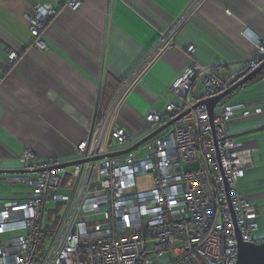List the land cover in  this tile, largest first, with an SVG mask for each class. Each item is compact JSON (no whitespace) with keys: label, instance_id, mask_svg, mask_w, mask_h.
I'll list each match as a JSON object with an SVG mask.
<instances>
[{"label":"built area","instance_id":"obj_1","mask_svg":"<svg viewBox=\"0 0 264 264\" xmlns=\"http://www.w3.org/2000/svg\"><path fill=\"white\" fill-rule=\"evenodd\" d=\"M205 1L188 5L132 79L115 92L100 116L98 140L109 133L114 144H129L130 135L115 114L145 70L175 47L174 36ZM68 6L77 9L80 2ZM56 13L54 7L37 5L29 16L41 52L46 51L41 35ZM253 43L256 56L227 78L215 66H187L171 85L181 104L170 103L165 114L145 117L155 130L172 125L133 153L102 157L99 141L91 145L86 139L75 147L83 162L68 172L58 160L23 152L27 173L9 182H25L31 193L0 209V264H165L163 254L169 257L166 264H237L240 243H263L254 236L258 209L238 190L254 149L242 147L229 130L238 118L264 115V106L229 102L235 88L259 69L264 83V44L260 37ZM194 49L188 46L186 52ZM19 59V52H8L9 67ZM221 95L226 96L211 115L206 102ZM54 203L60 207L47 211Z\"/></svg>","mask_w":264,"mask_h":264},{"label":"crops","instance_id":"obj_2","mask_svg":"<svg viewBox=\"0 0 264 264\" xmlns=\"http://www.w3.org/2000/svg\"><path fill=\"white\" fill-rule=\"evenodd\" d=\"M70 1L80 6L73 9ZM192 1L0 0V169L23 170L20 156L26 150L44 161H78L75 147L86 139L91 145L99 141L104 157L128 150L156 131L145 123L148 113L165 114L168 104H181L171 85L192 62L215 66L222 78L243 70L257 54L253 39L260 37L264 44V0H206L174 36V49L145 70L115 114L130 139H136L133 146L108 150L106 139L109 148L114 144L109 133L98 140L100 116L112 93L148 58ZM37 5L57 9L41 35L44 52L30 33L29 16ZM188 46H194L192 54L186 52ZM11 50L20 53L14 67L8 66ZM244 89L249 91L237 97ZM229 102L264 106L260 73ZM232 123L240 125L235 132ZM232 123L230 134L237 135L260 128L264 115ZM242 137L247 139L235 140L254 151L238 190L258 209L264 234V130ZM14 176L5 177V183L14 185L9 182ZM19 195L17 199L23 197Z\"/></svg>","mask_w":264,"mask_h":264},{"label":"water","instance_id":"obj_3","mask_svg":"<svg viewBox=\"0 0 264 264\" xmlns=\"http://www.w3.org/2000/svg\"><path fill=\"white\" fill-rule=\"evenodd\" d=\"M261 69H259L257 72H255L252 76H250L245 82L241 83L239 86H237L235 89L239 88L243 89L249 82H251L253 80V78L257 75V73L260 71ZM235 89L230 90L227 94H231ZM226 94V95H227ZM226 95L220 96L218 98L215 99H210L208 100L207 106L209 108L210 114L212 115L214 112V108L217 104V102L219 100H221L222 98H224ZM234 94H232L231 96H233ZM173 122H169L165 127L158 129L154 132H152L151 134L145 136L144 138L140 139L135 145L134 147L122 151V152H117V153H113V154H109L106 157H113V156H117V155H122L128 152H131L132 150H134L135 148H137L138 146L144 144L145 142L149 141L150 139H152L153 137H155L158 133H160L163 129H165L166 127L172 125ZM264 130V125H262L260 128L255 129V130H251L248 132H244L241 134H237V135H231V137L233 139L245 136V135H249L255 132H260ZM83 161H74V162H69V163H62L60 164V168L63 167H67L70 165H77L82 163ZM27 172H25L24 170H2L0 169V176L4 175V176H11V175H23ZM237 264H264V242L257 244V243H240V250H239V257H238V261Z\"/></svg>","mask_w":264,"mask_h":264},{"label":"rangeland","instance_id":"obj_4","mask_svg":"<svg viewBox=\"0 0 264 264\" xmlns=\"http://www.w3.org/2000/svg\"><path fill=\"white\" fill-rule=\"evenodd\" d=\"M248 91H249V89L241 90L238 93L237 97L238 96H242L243 94H245ZM239 126L240 125H238V124H233L232 123L231 124V132H235L234 129L237 128V127H239ZM246 137H240V138H237V140L247 139ZM135 141H136V139H130L129 140V144H126L124 146H120V145H117V144H113V146L111 148H109V146H108V138H107L104 146L108 150L111 149V151H114V150H118V149L123 148V147L126 148L130 144H133ZM5 177L8 178V176H4V175H1L0 176V209L3 208L4 204L10 203L9 200L16 198V196L18 197V194H20L19 196L25 197V196H27L28 194L31 193L30 187L27 186L25 182H20V184L11 185V184L5 183L6 180H4V179H7ZM48 207L51 208L52 206H48ZM261 234L264 236L263 232L261 230H259L257 233L254 234V236L255 237H259V238H263V237H261L262 236ZM160 260L166 264V263L169 262V257L167 256V254H163L160 257Z\"/></svg>","mask_w":264,"mask_h":264},{"label":"bare ground","instance_id":"obj_5","mask_svg":"<svg viewBox=\"0 0 264 264\" xmlns=\"http://www.w3.org/2000/svg\"><path fill=\"white\" fill-rule=\"evenodd\" d=\"M167 32H168V31H167ZM167 32H165V33H167ZM165 33H163L162 36H163ZM161 38H162V37H161ZM160 40H161V39H160ZM173 49H174V48H173ZM171 50H172V49H171ZM150 53H151V52H150ZM148 56H149V55H148ZM142 63H143V62H142ZM140 66H141V65H140ZM138 68H139V67H138ZM240 71H242V70H240ZM240 71H239V72H240ZM135 72H136V71H135ZM135 72H134V74H135ZM237 73H238V72H237ZM134 74H133L132 76H130L125 82H123V83H122V86H123V84H125L126 82H128L130 79H132V77L134 76ZM232 74H236V73H232ZM119 87H120V86H119ZM119 87H118L116 90H118ZM221 96H223V95H221ZM218 97H220V96H218ZM218 97H216V98H218ZM112 99H113V97L109 100L107 107H108L109 104L111 103ZM222 99H223V98H222ZM121 105H122V104H121ZM121 105H120V107H121ZM107 107H106V109H107ZM106 109H105V110H106ZM119 109H120V108H119ZM105 110H104V111H105ZM118 111H119V110H118ZM164 127H165V126H164ZM166 128H167V127H166ZM166 128H165V129H166ZM163 130H164V129H163ZM163 130H162V131H163ZM162 131H161V132H162ZM161 132H160V133H161ZM160 133H158L157 135H159ZM157 135H156V136H157ZM156 136H155V137H156ZM153 138H154V137H153ZM153 138H152V139H153ZM150 140H151V139H150ZM26 151H30V150H26ZM30 152H31V151H30ZM102 157H104V156H102ZM63 168H66V167H63Z\"/></svg>","mask_w":264,"mask_h":264},{"label":"trees","instance_id":"obj_6","mask_svg":"<svg viewBox=\"0 0 264 264\" xmlns=\"http://www.w3.org/2000/svg\"><path fill=\"white\" fill-rule=\"evenodd\" d=\"M139 80V79H138ZM137 80V81H138ZM117 90H115L113 93H112V95L110 96V99L113 97V95L115 94V92H116ZM109 99V100H110ZM10 177V176H9ZM26 197V196H25ZM25 197H22V198H14V199H11V200H9V201H21L23 198H25ZM52 207L50 208V209H48L47 211H49V212H55L54 210L56 209V208H59L60 206H59V204H57V203H54V204H52L51 205ZM49 208V207H48ZM56 215H54L53 217H55ZM45 222H46V220H45Z\"/></svg>","mask_w":264,"mask_h":264},{"label":"flooded vegetation","instance_id":"obj_7","mask_svg":"<svg viewBox=\"0 0 264 264\" xmlns=\"http://www.w3.org/2000/svg\"><path fill=\"white\" fill-rule=\"evenodd\" d=\"M120 86V87H119ZM118 87L121 88L122 87V84H120Z\"/></svg>","mask_w":264,"mask_h":264}]
</instances>
